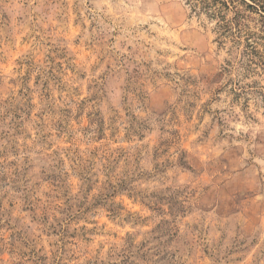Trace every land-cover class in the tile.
Masks as SVG:
<instances>
[{
  "label": "rangeland",
  "instance_id": "1",
  "mask_svg": "<svg viewBox=\"0 0 264 264\" xmlns=\"http://www.w3.org/2000/svg\"><path fill=\"white\" fill-rule=\"evenodd\" d=\"M213 27L0 0V264H264V71Z\"/></svg>",
  "mask_w": 264,
  "mask_h": 264
},
{
  "label": "trees",
  "instance_id": "2",
  "mask_svg": "<svg viewBox=\"0 0 264 264\" xmlns=\"http://www.w3.org/2000/svg\"><path fill=\"white\" fill-rule=\"evenodd\" d=\"M188 5L191 14L214 21L220 43L241 47L237 64L264 71V0H188Z\"/></svg>",
  "mask_w": 264,
  "mask_h": 264
}]
</instances>
